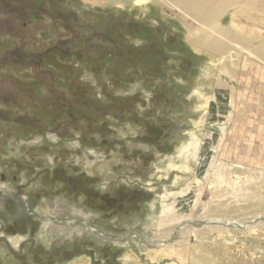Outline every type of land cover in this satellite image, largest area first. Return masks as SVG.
<instances>
[{"label":"rangeland","instance_id":"374dc122","mask_svg":"<svg viewBox=\"0 0 264 264\" xmlns=\"http://www.w3.org/2000/svg\"><path fill=\"white\" fill-rule=\"evenodd\" d=\"M191 28L170 0H0V264H264V60Z\"/></svg>","mask_w":264,"mask_h":264},{"label":"bare ground","instance_id":"6f19581e","mask_svg":"<svg viewBox=\"0 0 264 264\" xmlns=\"http://www.w3.org/2000/svg\"><path fill=\"white\" fill-rule=\"evenodd\" d=\"M188 16L200 24L191 28L190 40L208 52L225 55L233 43L240 41L252 54L264 60V47L253 46V42L221 24L222 17L231 9L244 16L247 21L264 26V0H170ZM248 18V19H247ZM243 19V17H242ZM221 36V37H219ZM251 41V42H249ZM199 48V47H198Z\"/></svg>","mask_w":264,"mask_h":264}]
</instances>
